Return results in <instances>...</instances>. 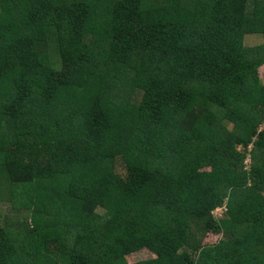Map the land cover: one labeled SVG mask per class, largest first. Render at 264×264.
Listing matches in <instances>:
<instances>
[{
  "label": "trees",
  "instance_id": "1",
  "mask_svg": "<svg viewBox=\"0 0 264 264\" xmlns=\"http://www.w3.org/2000/svg\"><path fill=\"white\" fill-rule=\"evenodd\" d=\"M263 67L264 0H0V264H264Z\"/></svg>",
  "mask_w": 264,
  "mask_h": 264
},
{
  "label": "rangeland",
  "instance_id": "2",
  "mask_svg": "<svg viewBox=\"0 0 264 264\" xmlns=\"http://www.w3.org/2000/svg\"><path fill=\"white\" fill-rule=\"evenodd\" d=\"M261 43H263V37L261 35H250L247 36L246 39H244V45L246 47H252V46H257L260 45ZM261 74L260 77L264 79V67L260 70ZM251 159L250 157L247 160V164H250ZM25 191H27L25 189ZM17 201V205L19 206V209H23L22 212H20L19 214L17 213L18 210L14 209V202L11 203L10 199H6V202H3V205L1 207V215L2 217L0 218V226H5L6 223H8L7 221L10 220H15L16 218H21V219H27V217H29V213L30 211H26V209H28L23 203H21L19 197L15 200ZM225 209H218L214 212V215L217 218H221L223 215V212H225ZM216 238H214L215 240ZM154 255H152L149 251H143L140 252L134 256H131L128 258V260L130 262L133 261H139V260H146V259H151L153 258Z\"/></svg>",
  "mask_w": 264,
  "mask_h": 264
}]
</instances>
